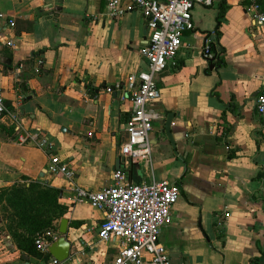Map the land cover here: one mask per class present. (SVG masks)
Here are the masks:
<instances>
[{"label":"crops","instance_id":"1","mask_svg":"<svg viewBox=\"0 0 264 264\" xmlns=\"http://www.w3.org/2000/svg\"><path fill=\"white\" fill-rule=\"evenodd\" d=\"M247 2L193 7L178 66L157 77L152 162L124 165L120 144L132 104L103 87L145 69L149 30L141 12L113 18L105 0H0V86L21 125L18 132L0 124V188L36 182L59 192L67 211L50 227L59 237L67 220L69 264H108L116 256L119 239L97 237L104 214L69 200L71 183L108 186L116 158L129 182L179 185L171 223L159 235L169 264H258L251 259L264 254V116L255 112V98L264 86V30L246 13ZM208 41L222 50L218 68L202 56ZM170 112L175 147L163 131ZM38 130L50 142L46 150L27 138ZM50 154L73 170L72 180L48 173ZM39 260L17 248L0 217V264Z\"/></svg>","mask_w":264,"mask_h":264},{"label":"built area","instance_id":"2","mask_svg":"<svg viewBox=\"0 0 264 264\" xmlns=\"http://www.w3.org/2000/svg\"><path fill=\"white\" fill-rule=\"evenodd\" d=\"M213 0H105L109 16L115 18L127 11L141 12L149 30V38L143 54L146 57L144 70L130 74L125 83L116 82L103 87L106 93H116L120 100L129 99L132 104L126 124V140L120 144V156L124 165L150 164L152 144L150 133L153 122L160 117L151 103L161 97L157 77L167 67L176 68V53L186 31L193 29L192 9L196 4L211 5ZM245 11L258 29L264 30V0H248ZM14 24L13 19L8 25ZM8 46L13 47L9 41ZM206 61H212L215 53L210 41L202 49ZM255 112L264 116V86L255 98ZM18 113L5 104L0 86V124H11L20 132ZM27 138L37 148L46 150L50 146L48 138L39 130ZM48 173L63 175L72 180L74 172L56 154H50ZM111 183L99 190L71 183L69 200L86 202L104 214L97 237L99 240L119 239L116 256L108 264H169L164 248L159 244L162 229L171 223L172 206L180 196L177 183L168 180H151L133 183L128 181L125 167H119L111 174ZM55 228H46L35 235L34 243L41 252H47L48 245L57 239ZM36 264H69L54 257L39 260Z\"/></svg>","mask_w":264,"mask_h":264},{"label":"trees","instance_id":"3","mask_svg":"<svg viewBox=\"0 0 264 264\" xmlns=\"http://www.w3.org/2000/svg\"><path fill=\"white\" fill-rule=\"evenodd\" d=\"M211 46L215 53L211 62L218 68L224 64L222 50H218L214 43ZM231 156L229 152V157ZM261 178L262 174L259 173L257 179ZM58 197L59 192L56 189L36 182H31L28 186L16 184L9 188H0V217L6 233L13 238L18 249L32 252L42 257V260H47L45 255V259L43 258L46 252H41L36 247L34 239L36 233L50 228L52 221L67 211V207L58 203ZM255 261L264 264V254L259 259H251V263Z\"/></svg>","mask_w":264,"mask_h":264},{"label":"water","instance_id":"4","mask_svg":"<svg viewBox=\"0 0 264 264\" xmlns=\"http://www.w3.org/2000/svg\"><path fill=\"white\" fill-rule=\"evenodd\" d=\"M209 67L210 68H215L214 64L211 61ZM173 119V114L170 112L167 114V117L165 118L164 124H163V131L167 135L169 141L171 142V145L175 147V142L174 138L171 135V123ZM112 153V150H111ZM120 166L119 159H115V168L118 169ZM66 231H67V220L63 218L60 223V228H59V233L60 236L52 241L48 247H47V252L54 258L63 261L67 260L70 256V247L71 244L70 242L66 239ZM25 259V256H22Z\"/></svg>","mask_w":264,"mask_h":264}]
</instances>
